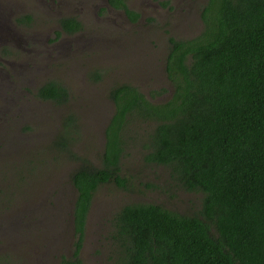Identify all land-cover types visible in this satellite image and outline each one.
<instances>
[{"label": "trees", "instance_id": "16d2710c", "mask_svg": "<svg viewBox=\"0 0 264 264\" xmlns=\"http://www.w3.org/2000/svg\"><path fill=\"white\" fill-rule=\"evenodd\" d=\"M108 3L132 22L140 16L126 0ZM202 20L199 36L169 37L165 71L174 86L168 99L154 102L131 83L110 89L115 109L99 165L74 155L81 123L73 112L63 117L49 146L78 165L68 178L75 191L74 246L57 254L59 264H86L80 253L98 187L114 182L129 190L121 158L136 121L146 123L144 161L169 167L176 186L196 194L199 205L192 213L165 203L119 208L110 222L108 264H264V0H208ZM59 24L68 34L83 28L76 16H62ZM36 95L57 105L69 100L59 80L46 81Z\"/></svg>", "mask_w": 264, "mask_h": 264}, {"label": "rangeland", "instance_id": "374dc122", "mask_svg": "<svg viewBox=\"0 0 264 264\" xmlns=\"http://www.w3.org/2000/svg\"><path fill=\"white\" fill-rule=\"evenodd\" d=\"M55 1V7L49 8V0H0V258L9 261L5 264H59L58 253H71L75 194L68 178L78 160L73 155L59 156L49 146L53 131L61 129L66 114L78 115L82 134L73 143L74 155L99 165L103 129L114 111L110 89L131 83L154 102L168 99L174 86L165 71L169 37L202 34V12L208 3L126 0L130 9L140 13L132 22L125 11L108 6L107 0ZM27 14L32 15L30 20H25ZM62 16L80 18L82 32L59 38L56 31ZM3 67L15 69V74ZM11 75L17 85L29 87L28 94L20 90L16 100V93L8 96L15 90ZM48 80L69 86V102L64 106L32 97L37 85ZM3 105L13 111L2 110ZM24 105L30 108L24 110ZM15 106L21 110L15 113ZM145 130L146 123L136 121L131 135H126L121 167L130 180L129 190L111 182L94 193L80 253L86 264L111 261L110 222L124 205L165 203L180 213L198 208L196 194L176 186L169 167L144 161Z\"/></svg>", "mask_w": 264, "mask_h": 264}, {"label": "flooded vegetation", "instance_id": "af4514ba", "mask_svg": "<svg viewBox=\"0 0 264 264\" xmlns=\"http://www.w3.org/2000/svg\"><path fill=\"white\" fill-rule=\"evenodd\" d=\"M48 1V0H47ZM55 3H56V1L55 0H49V5H48V7L50 8V7H55ZM107 3H108V0H107ZM108 6H110L109 5V3H108ZM112 9H116V8H114V7H112V6H110ZM120 10V9H119ZM78 18V17H77ZM81 22H82V20L80 19V18H78ZM83 24V23H82ZM58 29L59 30H61V33H60V35H59V38H67V36H73V35H78V34H80L81 32H82V30H83V28L80 30V31H77V32H75V33H73V34H68V33H66L63 29H62V27H61V25L59 24V26H58ZM83 42V41H82ZM30 47V46H29ZM28 48V46H26V48L25 49H27ZM32 48V47H31ZM38 60H43V58L41 57V56H38V58H37ZM2 69H5L6 71H7V73L9 72V73H12V74H15L14 72H15V69H12V68H6V67H3ZM98 72H99V70H98ZM95 74V73H94ZM3 77H5V74L3 73ZM11 78H12V84L15 86V90L13 91V92H11V93H9V95L8 96H12V95H14V93H16L15 94V100L17 99V97H18V94H19V92H20V90L21 91H25L27 94L29 93V87H25L24 86V88H22L23 87V85H17V79H16V77L14 76V75H11L10 76ZM98 79V78H97ZM45 83V82H44ZM44 83H42V84H44ZM42 84H38L37 85V87L33 90V92H32V97L34 98V100H37L38 102H46V103H51L53 106H57V104H54L51 100H48V99H41V98H39L37 95H36V91L38 90V88L42 85ZM63 85L65 86V87H67V90H68V92H69V95H70V89H69V86L67 85V84H65V83H63ZM8 94V93H7ZM29 102H31V101H29ZM69 102V101H68ZM113 102V101H112ZM11 105H13L12 104V102H9ZM67 103V102H66ZM66 103H64V104H62V105H58V106H64ZM114 104V103H113ZM2 108V110H4V111H7V112H10L9 111V106L8 105H3V107H1ZM24 110L26 109V110H28L30 107L28 106V105H24ZM17 109H19V110H21V107L20 106H15L14 107V112L16 113V110ZM114 109H115V104H114ZM12 111H13V109H12ZM11 111V112H12ZM10 112V113H11ZM113 113H114V111H113ZM112 113V114H113ZM14 116H16L14 113H12ZM18 117L19 118H22L23 117V115H20V113H18ZM112 116V115H111ZM110 116V117H111ZM110 119V118H109ZM109 119H108V121H107V123L109 122ZM107 123L105 124V126L107 125ZM61 129H62V125H61ZM61 129H56L55 128V130L53 131V133H52V130H50L49 132L50 133H52V135H56L57 134V132H59ZM49 132H47V133H45V134H48ZM44 134V135H45ZM103 135H104V139H103V143H102V145H101V149L104 147V144H105V133H104V129H103ZM122 159V158H121ZM70 185H71V183H69ZM71 187H73L72 185H71ZM74 191V190H73ZM74 194H75V191H74ZM75 198V197H74ZM48 202H50V201H48ZM73 203H74V201H73ZM73 203H72V206H73ZM71 212H72V210H71ZM4 218V217H3ZM88 220V219H87ZM71 221H72V214H71Z\"/></svg>", "mask_w": 264, "mask_h": 264}]
</instances>
